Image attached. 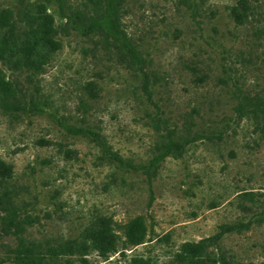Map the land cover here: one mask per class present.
Instances as JSON below:
<instances>
[{
	"label": "rangeland",
	"instance_id": "1",
	"mask_svg": "<svg viewBox=\"0 0 264 264\" xmlns=\"http://www.w3.org/2000/svg\"><path fill=\"white\" fill-rule=\"evenodd\" d=\"M97 6L0 0V70L26 104L0 108V159L13 171L0 196L17 212L10 222L0 208V264L24 261L16 249L34 242L52 249L41 264H81L82 253L89 264H264V135L250 112L264 107V0H124L151 100L143 74L82 23ZM59 119L137 165L168 133L182 151L148 180ZM135 220L145 234L132 245ZM107 231L115 250L101 254L92 238Z\"/></svg>",
	"mask_w": 264,
	"mask_h": 264
},
{
	"label": "trees",
	"instance_id": "2",
	"mask_svg": "<svg viewBox=\"0 0 264 264\" xmlns=\"http://www.w3.org/2000/svg\"><path fill=\"white\" fill-rule=\"evenodd\" d=\"M124 0H98V6L94 8L93 13L89 16H84L82 23L86 25L88 32H100L105 39H110L112 45L117 49L121 56L128 59V64L131 69H135L141 72L144 76L142 82V90L146 97L151 100V91L149 88V77L144 69V60L142 58L140 50L133 43L130 37L124 32L121 16V4ZM79 14H68V20L74 22L77 20ZM6 52V42L0 41V60ZM0 108L8 114L14 115L26 109V104L22 102L20 96L17 93L16 87L11 81L6 80L3 72L0 70ZM252 116L261 125V131L264 135V107L259 104H253L250 109ZM58 125L69 135H81L88 137L95 141L102 149L103 153L111 160L117 162L122 168L134 171L142 172L148 180H150L160 165V163L167 157L180 153L182 151V143L173 137L174 133H168L166 137L157 143L154 148V154L147 164H134L133 162L124 159L117 152L113 151L110 145L107 143L105 137L95 129L89 126H75L69 124L63 119L58 120ZM198 136L186 138L185 143L196 140ZM12 166L2 159H0V181L9 178L12 175ZM249 195L246 193L245 196ZM10 195L8 192H4L0 196V208H3L7 212L10 222H13L16 215L15 207L10 204ZM137 223V224H136ZM235 229L234 226L222 227L221 231L209 239L217 240L224 233ZM127 240L132 245H137L143 241L144 231L142 225L138 220H135L127 225L125 230ZM93 240V246L99 250L101 254L115 250V244L113 235L107 232H100L95 235ZM44 247L51 252V247L41 242H34L24 249H16L18 255H22L24 261L18 262V264H41V257L43 255ZM194 248L193 250H195ZM85 253L81 254L79 261L81 264H89L85 257H82ZM40 257V258H39ZM35 259H39L36 261ZM225 264V263H224ZM242 264V263H239Z\"/></svg>",
	"mask_w": 264,
	"mask_h": 264
}]
</instances>
